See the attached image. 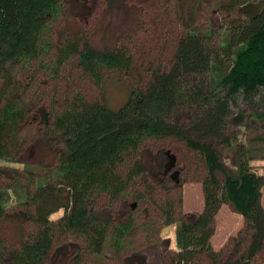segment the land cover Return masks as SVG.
<instances>
[{
    "label": "trees",
    "instance_id": "obj_1",
    "mask_svg": "<svg viewBox=\"0 0 264 264\" xmlns=\"http://www.w3.org/2000/svg\"><path fill=\"white\" fill-rule=\"evenodd\" d=\"M64 1L0 0V264H83L78 245H56L68 232L84 239V252L99 255L110 246L118 255L137 226L138 205L125 199L133 177L151 173L156 178L173 168L171 155L162 153L159 161L161 153L152 154L146 142L167 137L199 152L208 169L201 212L176 219L174 202L161 208L167 214L165 225L179 223V250L171 253L170 264H252L264 251V175L254 171L253 151L234 141L230 126L244 122L247 115L264 124V0L222 2L228 14L236 15L219 42L213 31L194 27L195 5L175 0L176 16L186 32L168 64L145 72L135 68L134 54L118 32L102 44H93L82 28L52 38L49 27L62 14ZM83 1L69 2L78 10ZM120 1L106 0L112 10ZM72 60L102 95L89 101L76 92L57 107L42 86L44 78L58 77ZM122 74L131 81L124 101L114 105L110 81H119ZM259 139L264 141L260 135L250 141ZM29 144L57 151V180L34 167L2 164H28ZM220 146L232 152L234 169L225 163ZM218 173L225 175L224 181ZM170 177L178 178L176 172ZM11 196L23 207L20 213H8ZM102 196L108 197L110 209L117 205L120 216L105 205L99 207ZM179 200L182 205V195ZM228 202L245 226L225 253L215 248L212 238L217 215ZM60 209L64 215L52 220ZM8 222H32L36 230L11 247L1 231ZM147 262L140 251L124 258V264Z\"/></svg>",
    "mask_w": 264,
    "mask_h": 264
},
{
    "label": "rangeland",
    "instance_id": "obj_2",
    "mask_svg": "<svg viewBox=\"0 0 264 264\" xmlns=\"http://www.w3.org/2000/svg\"><path fill=\"white\" fill-rule=\"evenodd\" d=\"M69 1H64L65 6L63 7L65 8L62 14L50 24L49 30L51 29L52 38L56 39L60 31L70 33L71 30L82 28L88 32L93 44H102L103 39L108 40L118 32L124 38H121V41L126 43L134 54L135 68L141 72H145L153 65L168 64L174 55L178 39L186 32L176 16L175 0H124L118 2L115 10L108 7L106 0H84L82 6L78 7L79 11L77 7L73 8ZM189 1L197 8L194 27L199 31H213L214 38L219 42L221 37L227 33V24L236 15L228 14L227 9L221 7L222 2L230 4L231 0ZM239 1L242 3L250 0ZM74 11L75 13H73ZM51 55L46 58L49 63L53 58L50 57ZM75 63V60L67 63L58 77L48 80L44 78L45 82L42 86L51 92L57 107H62L66 97L69 94L73 96L76 92H80L89 101L97 100L102 95L101 89L96 87L94 82L84 75ZM32 65H28V67ZM119 77V81L113 82L112 80L109 85L110 97L114 105L124 101V96L127 94L126 84L131 81L130 77L125 74L119 75ZM50 102L47 103L50 104ZM246 117L248 119L244 122L230 126V134L235 142L249 145L254 156L251 160L253 169L259 175H264V141L261 139L250 141L251 138L259 135L264 137V124L259 118L250 115ZM146 144V148L152 154L161 153V155L158 154L159 161L163 154L171 155L173 168L169 170L168 175L161 173L156 178H153L151 173L146 174L145 178L142 175L133 177L125 199L127 203L132 202L131 205L136 203L138 205L134 213L137 226L135 227L136 231L123 241V248L119 249L118 255L116 254L118 250L110 246H106L104 253L99 255L84 252V239L72 232L57 239L56 245L60 243L78 245L79 252L83 254V264H124V258L134 251L144 253L148 259L147 264H170L172 247L179 248L176 235L179 223L165 225L167 214L161 212L162 206L170 200L174 202L172 204L176 219H180L187 212H198L197 210L203 207L205 201L203 181L208 174L204 157L192 147L190 148L183 140H177L174 137L150 139ZM219 149L223 153L225 163L234 169L233 154L230 149L222 146ZM58 157L56 150L49 151L36 146L30 147V150L25 154L28 164L24 161L3 162L2 164L19 169L27 166L34 167L42 176L53 174L51 177L57 180L58 177L54 170L59 166ZM151 166L153 167V164ZM158 169L162 170L159 167ZM173 172H176L177 180L171 179L170 175ZM218 176L220 180H225V175L218 173ZM150 186H152V190L149 188ZM262 192L264 204V186ZM181 195L182 205L179 200ZM11 199L13 205L8 208V213H20L23 207L16 204L17 199L14 196H11ZM98 202L99 207L107 206L109 199L107 196H102ZM116 206L114 204L113 209L107 206L106 210L114 216H120V214H116L119 209H115ZM130 208L132 206H129ZM64 213L65 211L60 209L52 214L51 218L55 221L61 218ZM216 222L212 244L217 250L223 249L225 253H228L232 248L231 238L245 226V220L228 202L221 207ZM35 230L36 227L32 222H8L1 227L2 236L11 247H18L20 238L27 239V236ZM202 264H209V262L204 260ZM252 264H264V251L253 258Z\"/></svg>",
    "mask_w": 264,
    "mask_h": 264
},
{
    "label": "crops",
    "instance_id": "obj_3",
    "mask_svg": "<svg viewBox=\"0 0 264 264\" xmlns=\"http://www.w3.org/2000/svg\"><path fill=\"white\" fill-rule=\"evenodd\" d=\"M203 209V207L202 208H199V210H197L198 212H201V210ZM172 249H173V251H178L179 250V248H175V247H172Z\"/></svg>",
    "mask_w": 264,
    "mask_h": 264
}]
</instances>
